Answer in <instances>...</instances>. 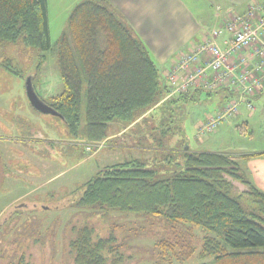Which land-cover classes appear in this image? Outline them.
I'll use <instances>...</instances> for the list:
<instances>
[{"label": "trees", "instance_id": "1", "mask_svg": "<svg viewBox=\"0 0 264 264\" xmlns=\"http://www.w3.org/2000/svg\"><path fill=\"white\" fill-rule=\"evenodd\" d=\"M1 42L50 50L47 0H0ZM57 59L63 90L49 105L63 116L73 135L88 142L107 141L108 127L116 121L127 131L165 102L188 97L186 92L165 98L167 86L157 63L108 0H83L73 8L57 41ZM186 146L183 138L182 148H174L182 156L174 176L157 179V171L137 159L117 163L87 181L72 204L189 223L216 235L204 236L200 253L211 256L213 264H264V191L240 165L253 155L195 152ZM181 238L157 242L164 260L172 263L195 253L192 242ZM122 249L114 234L102 236L88 223L72 227L68 253L74 264H126ZM9 264L30 261L23 254Z\"/></svg>", "mask_w": 264, "mask_h": 264}, {"label": "rangeland", "instance_id": "2", "mask_svg": "<svg viewBox=\"0 0 264 264\" xmlns=\"http://www.w3.org/2000/svg\"><path fill=\"white\" fill-rule=\"evenodd\" d=\"M60 35H51L48 51L22 42L0 43V264L17 262L23 254L30 264H74L68 241L72 227L83 223L102 236L114 234L123 244L126 264H213L211 256H200L204 236H216L213 232L145 212L77 208L72 201L102 168L125 161H143L157 171V179L174 176L182 159L174 148H182L183 138L193 149L213 152L264 148V126L252 123L243 129L242 117L233 116L199 137L198 125L227 105L216 94L201 91L195 100L165 102L122 136L88 142L73 135L63 117L36 110L27 95L30 76L48 104L62 92L57 59ZM85 108L84 96L83 127ZM118 125L119 121L110 124L108 134ZM177 236L190 240L196 250L190 258L169 263L156 244Z\"/></svg>", "mask_w": 264, "mask_h": 264}, {"label": "crops", "instance_id": "3", "mask_svg": "<svg viewBox=\"0 0 264 264\" xmlns=\"http://www.w3.org/2000/svg\"><path fill=\"white\" fill-rule=\"evenodd\" d=\"M81 1L83 0H47L51 35L53 34L57 37L62 33L67 17ZM108 1L123 15L144 42L151 57L157 63L159 69H161L164 84L167 86V95L165 98L170 97L173 99L179 97L178 95L170 96V92L168 91L170 88L164 73L177 61L179 54L187 50L193 42L201 40L211 30L220 26L224 17L231 11L242 13L247 5L251 3L264 5V0ZM221 40L220 43L224 47L225 44ZM199 92L200 90H191L187 93L188 97L186 98L195 100ZM208 94H216L219 99L225 101V104L232 98L237 97L227 89L208 92ZM248 103H251L253 109L248 107ZM240 108H242V111L240 110L236 116L237 118L242 117L241 128H251L252 123L254 127L264 126V86L253 96L248 97L247 102L241 103ZM126 129L120 123L111 134H108L107 140L122 136ZM186 142L188 143V141ZM123 145L126 146V144ZM187 147L195 152L208 151L193 149L189 143L186 149ZM218 152L235 156L253 155L250 158L240 160V165L248 179L264 191V154L259 155L260 153H264V148H253V150L248 151L240 150L235 153Z\"/></svg>", "mask_w": 264, "mask_h": 264}, {"label": "built area", "instance_id": "4", "mask_svg": "<svg viewBox=\"0 0 264 264\" xmlns=\"http://www.w3.org/2000/svg\"><path fill=\"white\" fill-rule=\"evenodd\" d=\"M164 76L170 96L194 89H227L237 96L217 116L198 125L199 137L213 132L226 118L236 116L240 104L264 86V5L251 3L242 13H228L220 26L181 52ZM247 105L253 109L251 103ZM91 145L87 150L92 149Z\"/></svg>", "mask_w": 264, "mask_h": 264}, {"label": "water", "instance_id": "5", "mask_svg": "<svg viewBox=\"0 0 264 264\" xmlns=\"http://www.w3.org/2000/svg\"><path fill=\"white\" fill-rule=\"evenodd\" d=\"M26 91L28 98L32 104V106L45 114H53L60 117H63L54 107L49 105L47 102H45L37 93L35 90L34 84H33V77H29L26 82Z\"/></svg>", "mask_w": 264, "mask_h": 264}]
</instances>
